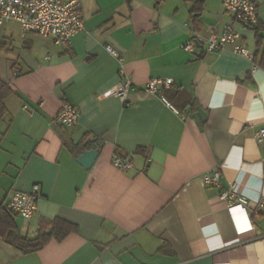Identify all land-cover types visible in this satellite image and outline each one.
<instances>
[{
    "label": "crops",
    "instance_id": "0c3cea01",
    "mask_svg": "<svg viewBox=\"0 0 264 264\" xmlns=\"http://www.w3.org/2000/svg\"><path fill=\"white\" fill-rule=\"evenodd\" d=\"M255 1L250 27L224 0H205L199 13L194 0H82L85 30L68 43L22 34L13 20L0 26V81L11 90L0 112V203L38 191L33 217L14 215L23 237L56 219L74 226L27 253L0 234V264H264V207L255 210L264 201V0ZM226 24L256 61L232 43L207 50ZM193 39L199 55L183 48ZM153 77L174 79L164 95L185 117L141 88ZM126 79L137 86L127 104L115 94ZM63 103L80 112L73 126L55 120ZM198 106L201 123L190 116ZM92 148L99 155L86 169L77 158ZM115 152L132 167L115 166ZM216 171L218 193L203 183ZM232 189L247 200L243 232V212L222 198Z\"/></svg>",
    "mask_w": 264,
    "mask_h": 264
},
{
    "label": "built area",
    "instance_id": "2783aa9c",
    "mask_svg": "<svg viewBox=\"0 0 264 264\" xmlns=\"http://www.w3.org/2000/svg\"><path fill=\"white\" fill-rule=\"evenodd\" d=\"M224 6L233 14L234 22L241 26L250 27L259 22V11L255 0H224ZM12 20L20 24L22 34L34 32L60 43L70 42L75 34L85 30L82 0H0V26ZM240 37V32L235 30L231 24H226L221 34L214 32L206 39L207 50L221 49L232 43L235 52L254 58V53L238 42ZM183 48L198 55L201 54V51L197 50V39L186 42ZM107 51L120 57L118 50L111 45L107 46ZM120 60L122 61V58ZM173 83L172 77H153L141 88L150 94L158 95L165 104L185 117V114L176 109L164 95V90L170 88ZM136 87L131 80H122L118 84L115 94L123 103L127 104V95ZM24 108L31 114L33 113L28 105H25ZM79 116L80 112L76 106L63 103L55 120L62 125L73 126L78 122ZM256 138L259 143H264V127L258 131ZM112 160L115 166L122 170L132 167L131 160L120 153L115 152ZM203 183L207 187L220 186L222 184L220 172L216 171L213 175L204 174ZM38 198L39 194L36 189L31 192L15 190L6 203V207L29 219L37 210ZM222 198L227 201V208L231 214L234 215L238 211L243 212L244 217L240 223L235 219L238 231L243 232L252 228V224L249 223L250 216L247 213L246 198L236 195L233 189L225 191ZM232 198L234 199L232 200ZM263 207L264 201L255 210H260Z\"/></svg>",
    "mask_w": 264,
    "mask_h": 264
},
{
    "label": "trees",
    "instance_id": "16d2710c",
    "mask_svg": "<svg viewBox=\"0 0 264 264\" xmlns=\"http://www.w3.org/2000/svg\"><path fill=\"white\" fill-rule=\"evenodd\" d=\"M195 6L193 11L199 13L202 8L205 0H194ZM262 39L259 44L262 45ZM258 53L254 54V60H257ZM261 65H264V47L261 54ZM11 93L10 88L2 81H0V112L3 111L4 105L3 100L7 95ZM17 213H14L7 209L6 205L0 203V234L5 241L11 243L20 249L23 252H32L37 251L43 247L50 239L56 238L57 240L64 239L72 230L74 226L66 221L61 219H56L53 221L50 230L42 228L39 231V234L35 238H27L20 235L18 227L15 222V216Z\"/></svg>",
    "mask_w": 264,
    "mask_h": 264
},
{
    "label": "water",
    "instance_id": "95a60500",
    "mask_svg": "<svg viewBox=\"0 0 264 264\" xmlns=\"http://www.w3.org/2000/svg\"><path fill=\"white\" fill-rule=\"evenodd\" d=\"M190 116L192 118H195L199 123L207 120V112L201 106H198L197 111L191 113ZM98 155H99V151L95 148H92V149L86 150L80 156H78L77 161L84 168L88 169L93 165ZM223 185L226 187L227 183L223 181ZM213 190H214V193H218L219 191H221V186L215 187Z\"/></svg>",
    "mask_w": 264,
    "mask_h": 264
}]
</instances>
